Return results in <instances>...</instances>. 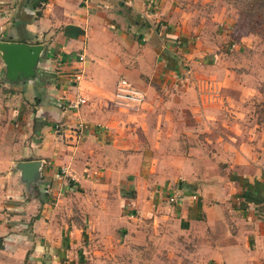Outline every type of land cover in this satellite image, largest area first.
<instances>
[{"label":"crops","instance_id":"crops-1","mask_svg":"<svg viewBox=\"0 0 264 264\" xmlns=\"http://www.w3.org/2000/svg\"><path fill=\"white\" fill-rule=\"evenodd\" d=\"M207 1L0 0V41L40 46L33 73L12 77L0 49V193L15 217L0 235L60 260L83 229L63 217L72 195L115 194L128 218L99 219L119 227L170 188L200 263L264 264V122L253 87L219 59L232 41L216 42L196 7ZM120 77L140 106L114 102ZM31 159L41 177L26 183L16 163Z\"/></svg>","mask_w":264,"mask_h":264},{"label":"rangeland","instance_id":"rangeland-1","mask_svg":"<svg viewBox=\"0 0 264 264\" xmlns=\"http://www.w3.org/2000/svg\"><path fill=\"white\" fill-rule=\"evenodd\" d=\"M196 7L214 16L217 43L225 46L232 41L219 59L230 62L247 85L253 87L252 107L260 112L258 119L263 118L264 122V0H209ZM1 184L9 182L0 181ZM34 190L37 186L32 187L31 191ZM166 190L174 194V189ZM7 198L0 193V223L13 224L14 214L4 206L10 200ZM117 199L112 192L104 198L92 192L70 197V209L65 210L63 217L73 219L83 229L79 243L65 246L60 260L55 253L51 256L43 243L24 245L21 239L8 240L5 234L0 235V264H51V257L55 264H202L200 238L189 227L181 226L165 197L134 214L130 223L119 219V227L112 221L102 224L99 219L102 214L128 218L125 211L118 209V204L123 207ZM83 205L88 208L86 219L81 210ZM62 248L60 245L59 250Z\"/></svg>","mask_w":264,"mask_h":264},{"label":"water","instance_id":"water-1","mask_svg":"<svg viewBox=\"0 0 264 264\" xmlns=\"http://www.w3.org/2000/svg\"><path fill=\"white\" fill-rule=\"evenodd\" d=\"M2 58L6 64L7 74L12 77L19 73H33V64L40 53L39 44H29L19 41H0ZM20 169L21 178L29 183L39 181L41 177L39 160H21L16 163Z\"/></svg>","mask_w":264,"mask_h":264},{"label":"built area","instance_id":"built-area-1","mask_svg":"<svg viewBox=\"0 0 264 264\" xmlns=\"http://www.w3.org/2000/svg\"><path fill=\"white\" fill-rule=\"evenodd\" d=\"M83 56L80 55V58ZM75 79H80V73H76L74 75ZM203 88L208 89L211 88L213 92H215V85L211 82H206L203 85ZM144 101V94L133 87V85L125 78L120 77L116 83L115 91H114V102L119 105H125L130 107L140 106ZM85 102L84 97H78L75 100H69L66 104L69 108H77L81 103ZM170 202H175L179 199L178 194H170L167 196Z\"/></svg>","mask_w":264,"mask_h":264}]
</instances>
